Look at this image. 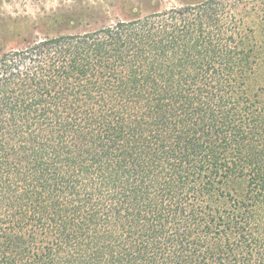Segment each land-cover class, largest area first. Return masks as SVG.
I'll list each match as a JSON object with an SVG mask.
<instances>
[{
    "label": "trees",
    "instance_id": "trees-1",
    "mask_svg": "<svg viewBox=\"0 0 264 264\" xmlns=\"http://www.w3.org/2000/svg\"><path fill=\"white\" fill-rule=\"evenodd\" d=\"M72 30L0 52V264H264V0Z\"/></svg>",
    "mask_w": 264,
    "mask_h": 264
},
{
    "label": "rangeland",
    "instance_id": "rangeland-1",
    "mask_svg": "<svg viewBox=\"0 0 264 264\" xmlns=\"http://www.w3.org/2000/svg\"><path fill=\"white\" fill-rule=\"evenodd\" d=\"M188 1V0H181ZM178 0H0V52L58 31H81L130 19ZM240 7L238 8V10ZM55 23H60L56 28Z\"/></svg>",
    "mask_w": 264,
    "mask_h": 264
}]
</instances>
